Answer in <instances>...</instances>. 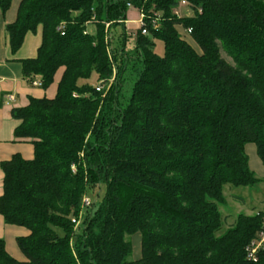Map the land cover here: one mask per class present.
<instances>
[{"label": "trees", "instance_id": "obj_1", "mask_svg": "<svg viewBox=\"0 0 264 264\" xmlns=\"http://www.w3.org/2000/svg\"><path fill=\"white\" fill-rule=\"evenodd\" d=\"M12 1L0 0L3 15ZM181 1H20L5 26L11 53L41 30L37 55L20 59L23 78L47 89L64 72L53 98L12 109L15 137L32 142L34 157L1 162L0 214L29 233L17 238L24 261L0 238V264H264V246L255 260L248 251L264 210L219 233L225 185L262 181L245 147L264 165V0H186L185 16ZM128 4L148 29L132 48L126 31L110 34ZM96 185L105 186L98 207H82ZM135 235L141 257L129 259Z\"/></svg>", "mask_w": 264, "mask_h": 264}, {"label": "crops", "instance_id": "obj_2", "mask_svg": "<svg viewBox=\"0 0 264 264\" xmlns=\"http://www.w3.org/2000/svg\"><path fill=\"white\" fill-rule=\"evenodd\" d=\"M20 1L13 0L11 7L5 15L2 14L0 9V196L3 193L4 179L1 162L10 159L17 153L21 154L25 159L34 157L32 142L15 137L14 132L20 121L12 116V109L14 107L26 106L31 98H53L57 93L58 83L64 72V68H60L55 74L54 82L47 89H43L41 86H34L23 78L20 59L31 58L37 55V50L41 44V30L39 29L36 33H28L19 51L15 54L11 53L5 26L16 19ZM131 13L134 17L129 18L128 21L134 22L137 19L135 17L136 11L128 12V14ZM92 25L94 24H89V27ZM89 31L94 32L95 28L89 29ZM29 34H34L36 38L27 44ZM9 94L15 95L14 101H7L6 96ZM245 149L249 157L250 168L259 178L264 179V165L257 155L255 145L249 143ZM28 233L29 231L25 227L5 223L3 216L0 214V238L4 239L7 252L19 261L26 260V257L18 246L17 238L26 236ZM133 243L136 245L133 246V249H136L135 257L139 259L141 257L140 236L135 235Z\"/></svg>", "mask_w": 264, "mask_h": 264}, {"label": "rangeland", "instance_id": "obj_3", "mask_svg": "<svg viewBox=\"0 0 264 264\" xmlns=\"http://www.w3.org/2000/svg\"><path fill=\"white\" fill-rule=\"evenodd\" d=\"M129 11L131 12L136 11L135 17L138 18L139 10L137 8L131 7L129 8ZM178 11H179V15L181 16L192 15L193 13L192 8H189L184 5L179 6ZM132 17H134L132 13L128 14V19ZM88 28L94 29L95 26L92 25ZM138 28H139V24L137 22L127 20L125 22V26L122 24L112 26L110 29V34L111 36L115 35V37L117 38L120 34L126 31L127 35L129 36V39L126 44L127 48H132V45L134 43V33L133 32L136 31ZM180 30L181 32H183L182 35L186 39L190 40L191 43L194 44L190 36L186 34L185 29L180 27ZM34 38H36L34 34H29V37L27 39L28 41L27 44H29L30 41H32ZM195 47L198 49V46H195ZM154 49L156 53H158L159 55L164 54V51H165L164 43L161 39H155ZM222 56L229 63H233L232 59L224 51H222ZM94 77L93 79H91V81H94L95 79ZM223 192L227 199V204L225 206H220V210L223 214V217H225V219L223 220V226L219 233L224 232L228 227H230L234 223L236 216L239 213L252 214V213H256L258 211L264 210V179H262V181L259 184L255 186H251V187H234L230 184H227L225 185ZM104 193H105L104 185H100V186L96 185L94 187H89L87 189L86 195L92 201L94 209L98 207L99 201L103 197ZM128 239L133 242L135 239V236H129ZM133 246H136V245L133 243ZM135 252H136V249L134 248L132 251V254L129 256V259H136Z\"/></svg>", "mask_w": 264, "mask_h": 264}, {"label": "built area", "instance_id": "obj_4", "mask_svg": "<svg viewBox=\"0 0 264 264\" xmlns=\"http://www.w3.org/2000/svg\"><path fill=\"white\" fill-rule=\"evenodd\" d=\"M183 5L190 8V6H189L190 4L186 0H182L180 2L179 6H183ZM128 6H129V8L132 7L131 4H128ZM178 9L176 10V13L179 15ZM200 12H201V10H200ZM144 17L145 16H144L143 11L139 10L138 18L134 22H137L139 24V28H142V34H147L148 33V29H147V27L145 25ZM157 21H158V18L152 20V23H153L154 27L157 26V24H158ZM191 31H192L191 29H185V32H186L187 35H190ZM135 32L136 31H134L133 33L135 34ZM31 83L34 86H41V82L39 80H33ZM108 86H110V84L107 85V84H104V83H100L99 86L97 87V91H100V90H102L104 88H107ZM6 97H7V101H9V102L15 100V95L14 94H9ZM91 202L92 201L90 200V198L85 195L83 197V200H82V207L90 206ZM79 220L80 219H76V218L72 219V221L76 224V226L78 225ZM262 246H264V234L263 233L260 235V239L253 241L252 245L248 248L249 257H251V258H253L255 260L256 256H257V251Z\"/></svg>", "mask_w": 264, "mask_h": 264}]
</instances>
